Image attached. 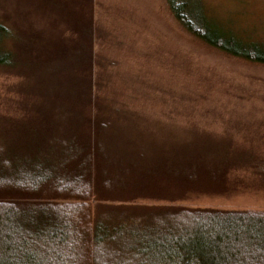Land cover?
I'll return each mask as SVG.
<instances>
[{"label":"rangeland","instance_id":"rangeland-1","mask_svg":"<svg viewBox=\"0 0 264 264\" xmlns=\"http://www.w3.org/2000/svg\"><path fill=\"white\" fill-rule=\"evenodd\" d=\"M201 1L221 26L264 41V0ZM0 19L17 30L21 50V65L0 69V144L15 121L37 115L29 108L51 105L47 96L71 106L84 119L80 134L92 140L106 121L107 137L146 167L164 154L169 162H216L224 155L241 160L245 152L264 158V65L197 40L166 0H0ZM80 39L91 47L90 58L70 63L69 77L47 71L55 55ZM59 88L67 90L60 94ZM45 117L50 125V115ZM31 126L27 138L46 129ZM150 177L102 191L92 214L173 205L264 210V182L243 168L228 174L225 191L202 178L189 184L162 174Z\"/></svg>","mask_w":264,"mask_h":264},{"label":"trees","instance_id":"trees-1","mask_svg":"<svg viewBox=\"0 0 264 264\" xmlns=\"http://www.w3.org/2000/svg\"><path fill=\"white\" fill-rule=\"evenodd\" d=\"M166 2L197 40L228 56L264 65V41L221 26L204 11L201 0ZM83 32L86 37L87 28ZM18 35L0 19L2 70L21 65ZM90 50L80 39L75 48L55 55L47 71L62 70L69 77L70 63L90 58ZM64 89L59 88L60 94ZM45 97L51 105L29 108L38 116L15 121L0 144V264H264L263 209L173 205L96 215L91 211L102 191L138 183L137 177L162 174L189 184L202 178L225 191L228 174L243 168L264 182V158L245 152L241 160L224 155L216 162L191 157L169 162L164 160L169 154H164L146 167L142 159L118 149L114 137H107L106 121L92 140L80 134L84 119L74 115L71 106ZM45 114L50 115V125ZM31 122L46 129L27 138Z\"/></svg>","mask_w":264,"mask_h":264}]
</instances>
